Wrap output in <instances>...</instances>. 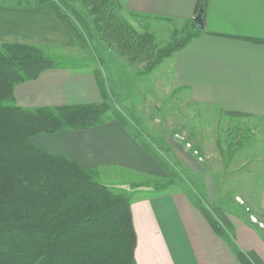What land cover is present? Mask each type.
<instances>
[{
	"label": "crops",
	"instance_id": "crops-1",
	"mask_svg": "<svg viewBox=\"0 0 264 264\" xmlns=\"http://www.w3.org/2000/svg\"><path fill=\"white\" fill-rule=\"evenodd\" d=\"M198 2L121 0L128 15L183 23L197 15ZM5 42L41 48L75 45L68 27L50 7L19 5L14 0H0V45ZM170 57L173 85L194 102L215 106L235 119L251 118L256 123L254 157L239 152L235 159L252 160V167L260 172L262 189L253 197L255 205L264 211V147L260 149L264 141V0H208L201 34ZM115 80L109 81L113 87L119 85ZM14 96L24 108H55L100 103L107 99V90L98 69L60 65L17 84ZM234 130L238 131L235 127ZM143 137L126 121L113 118L94 127L44 133L33 139L49 152L71 158L85 168H95L99 177L116 169L152 179L166 176L160 161L163 159ZM165 141L175 160H182L194 178H202L204 191L211 195L212 204L218 205L217 173L212 160L222 158L212 151L214 144L210 139L203 142L205 163L199 161L200 156L183 138L166 135ZM135 187L131 210L137 233V264H242L240 251L254 252L264 262V243L252 227L255 223L251 226L244 222L242 214L224 205L223 209L229 210L223 212L230 233L224 227V234H220L205 216L203 207L180 187ZM249 196L252 197L242 195L245 200Z\"/></svg>",
	"mask_w": 264,
	"mask_h": 264
},
{
	"label": "trees",
	"instance_id": "trees-1",
	"mask_svg": "<svg viewBox=\"0 0 264 264\" xmlns=\"http://www.w3.org/2000/svg\"><path fill=\"white\" fill-rule=\"evenodd\" d=\"M80 2L101 38L132 62L146 63L147 70L202 32L190 19L181 41L158 48L152 33L137 31L120 14V0ZM15 3L50 7L74 39L87 46L78 26L89 29L85 19L66 13L56 0ZM207 3L198 2L196 13L203 8V19ZM60 65L37 45L5 42L0 47V264H137L131 197L113 192L98 179L95 168L49 152L33 139L44 133L94 127L113 118L126 120L110 114L113 106L106 101L34 109L15 102L17 84ZM203 209L217 232L224 234L228 224L224 214L216 220ZM238 257L242 264H264L254 252L240 251Z\"/></svg>",
	"mask_w": 264,
	"mask_h": 264
},
{
	"label": "rangeland",
	"instance_id": "rangeland-1",
	"mask_svg": "<svg viewBox=\"0 0 264 264\" xmlns=\"http://www.w3.org/2000/svg\"><path fill=\"white\" fill-rule=\"evenodd\" d=\"M56 1L66 13L76 15V18L80 15L85 19L89 29L78 26L83 37L87 39L85 42L87 46H82L75 40V45L69 48L39 47L43 54L73 69H82L83 66L98 69L107 90L105 101L113 106L110 114L121 115L135 133L144 136L143 139L147 140L165 164L163 166L166 176L160 178L152 179L138 172L116 169L104 173V176H98V179L106 183L113 192L124 193L130 197L136 194L135 185H147L151 189L165 187L167 190L173 186L180 187L196 204L206 208L216 220H221L225 210L224 205L229 207V210L242 214L244 222L251 223V226L255 223L252 227L264 243V211L255 205L256 197H253L262 189V177L260 172H256L258 170L252 167V160L235 159L239 152L254 157L253 141L257 136L256 123L251 118L235 119L232 115L219 111L215 106L194 102L184 90L173 85V69L169 64L172 54L153 69L147 70L146 63L132 62L115 45L101 38L91 27L93 17L88 15L80 0ZM74 10L78 14H75ZM120 14L137 31L152 33L158 48L178 43L187 33L186 22H172L154 17L145 20L143 16L128 15L123 10V5ZM113 80L119 85L113 87L109 82ZM233 126L238 130L237 132ZM166 135L183 138L187 146L194 148L202 163H205V160H202L203 152L206 151L204 140L210 139L214 144L212 151L217 152L222 158V160H212L213 169L217 173L215 181L218 205L217 203L213 205L211 195L204 191L202 178L199 176L194 178L188 173L182 160H175L170 148L167 147ZM259 138L262 139V136ZM262 147L264 141L260 149ZM243 193L252 197L249 196V199L245 200L242 197ZM225 223L227 228L228 224ZM227 229L229 232L230 229ZM229 242L232 243L231 238Z\"/></svg>",
	"mask_w": 264,
	"mask_h": 264
},
{
	"label": "water",
	"instance_id": "water-1",
	"mask_svg": "<svg viewBox=\"0 0 264 264\" xmlns=\"http://www.w3.org/2000/svg\"><path fill=\"white\" fill-rule=\"evenodd\" d=\"M203 8H200L197 15L193 18L194 22L197 24V26L202 29L204 28V19H203Z\"/></svg>",
	"mask_w": 264,
	"mask_h": 264
}]
</instances>
